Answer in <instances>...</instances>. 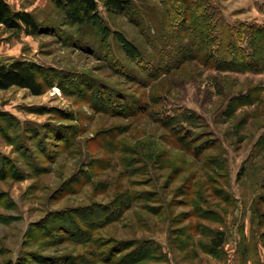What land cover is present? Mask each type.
Wrapping results in <instances>:
<instances>
[{
    "label": "rangeland",
    "instance_id": "374dc122",
    "mask_svg": "<svg viewBox=\"0 0 264 264\" xmlns=\"http://www.w3.org/2000/svg\"><path fill=\"white\" fill-rule=\"evenodd\" d=\"M6 1L50 32L0 27V61L47 80L40 96L0 90V264H130L147 242L137 264H264V73L180 64L189 5L133 0L79 28L51 0ZM211 1L234 26H264V0ZM117 196L132 206L95 224Z\"/></svg>",
    "mask_w": 264,
    "mask_h": 264
},
{
    "label": "trees",
    "instance_id": "16d2710c",
    "mask_svg": "<svg viewBox=\"0 0 264 264\" xmlns=\"http://www.w3.org/2000/svg\"><path fill=\"white\" fill-rule=\"evenodd\" d=\"M171 1L172 8L177 3L189 5L190 8L187 10L193 12L192 16H195L190 26L194 36L193 39L192 37L189 39L190 46L185 44L177 51V59L183 60L180 64L193 59L206 66L212 65L215 69L224 72L264 73V26L257 27L247 23L234 26L225 20L223 14L211 0H192L193 4L191 0ZM51 2L57 11L63 15L65 25L79 28H84L89 23L104 24L100 14L101 8H104L109 14L131 15L135 11L133 0H51ZM166 2L167 0H164V3ZM176 16L178 17V15ZM188 20L186 19L184 22L186 23ZM173 26L179 29L180 23L174 22ZM0 27L10 33H23L27 36H40L50 32L47 25L39 21L35 13L26 10H15L6 0H0ZM105 30L108 31L107 28ZM247 39L252 42L253 52L246 45ZM205 50L207 51L206 54ZM203 53L206 56L199 58V55ZM42 75V68L29 59L13 58L0 61V90L17 87L27 89L35 96L43 95L47 90V80H43ZM259 100L260 98L254 100V104L255 101ZM247 104L248 102L243 103V105ZM188 116L182 118V121H178L180 123L192 122L193 117H190L192 115ZM12 164L13 162H10L9 165ZM2 166H4V159L0 160V168ZM30 167H32V163ZM133 201L134 198H131L130 202L128 196L125 199L117 196L105 209H99L100 206L95 205V209L98 207L101 212L95 213L93 222L96 224L98 221L106 223L117 221L125 210L132 206ZM263 203L264 199L260 200L258 205ZM89 209L92 210L91 207ZM259 211L260 209L257 207L256 212L259 213ZM259 218L264 220V213H261ZM207 231L210 232V230ZM211 233L209 246L213 252L218 251L217 254H219L226 242L225 233L215 230H212ZM143 251L145 252L143 253ZM150 254H154L153 244L149 245V242L146 245L140 243L138 251L135 255H131L133 261L131 262V259H129L130 262L128 263L133 264L135 262L134 264H137L144 259L149 260L148 256Z\"/></svg>",
    "mask_w": 264,
    "mask_h": 264
}]
</instances>
